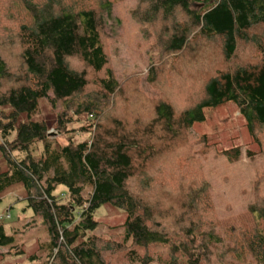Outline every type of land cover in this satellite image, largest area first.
<instances>
[{
	"label": "trees",
	"instance_id": "16d2710c",
	"mask_svg": "<svg viewBox=\"0 0 264 264\" xmlns=\"http://www.w3.org/2000/svg\"><path fill=\"white\" fill-rule=\"evenodd\" d=\"M115 2L0 0V197L23 186L48 235L44 264H264V199L219 219L197 155L210 144L190 137L205 109L234 102L264 152V0H137L157 50L148 79L174 101L117 79L104 42ZM42 99L61 102L60 132L83 138H52L34 119ZM104 204L125 211L121 236L93 233ZM13 242L0 224V248L18 255Z\"/></svg>",
	"mask_w": 264,
	"mask_h": 264
},
{
	"label": "rangeland",
	"instance_id": "374dc122",
	"mask_svg": "<svg viewBox=\"0 0 264 264\" xmlns=\"http://www.w3.org/2000/svg\"><path fill=\"white\" fill-rule=\"evenodd\" d=\"M113 13L107 16L106 36L104 42L110 58V66L121 82L132 78L130 85L144 99H165L171 101L169 90L159 83L148 79L149 66L157 58V50L152 46V38L142 35V26L132 17L131 11L137 0H115ZM71 65L80 68L73 59ZM164 65L169 67L167 58ZM174 101V100H173ZM183 107L184 102H178ZM62 111L61 102L53 107L47 99L39 102V113L34 117L44 120L50 125V135L60 144H66L69 137L74 140L83 138L78 131L60 132L57 128L58 114ZM206 119L196 122L191 130V140L199 141L203 135L210 144L204 152L199 150L202 143L197 144V154L201 160V168L209 183L210 198L219 219H226L244 213L248 206L259 198L264 199V152L249 135L245 118L239 114L236 103L228 102L204 110ZM82 120L69 124L68 129H78ZM73 132V133H72ZM238 147L242 154L239 158L230 159L224 151ZM249 150L253 152L248 156ZM6 164L0 153V170ZM57 193H66L63 186ZM99 222L93 232L104 238L121 236L124 229L125 211L122 208L102 205L95 213ZM0 224L6 233L14 237L15 249L0 248V264H44L46 252L42 245L48 241V235L42 220L36 217L27 207L25 190L21 184L8 189L0 197ZM36 255L35 261L30 257ZM151 264H160L157 260Z\"/></svg>",
	"mask_w": 264,
	"mask_h": 264
}]
</instances>
